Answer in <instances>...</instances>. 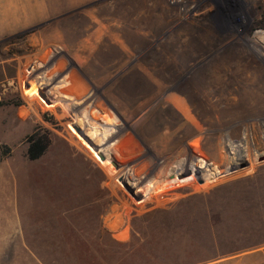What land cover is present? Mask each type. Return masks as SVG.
Returning <instances> with one entry per match:
<instances>
[{"label":"rangeland","instance_id":"1","mask_svg":"<svg viewBox=\"0 0 264 264\" xmlns=\"http://www.w3.org/2000/svg\"><path fill=\"white\" fill-rule=\"evenodd\" d=\"M217 1L213 24L184 0L172 34L88 59L0 50V177L43 264H264V0ZM27 257L10 242L0 264Z\"/></svg>","mask_w":264,"mask_h":264},{"label":"crops","instance_id":"2","mask_svg":"<svg viewBox=\"0 0 264 264\" xmlns=\"http://www.w3.org/2000/svg\"><path fill=\"white\" fill-rule=\"evenodd\" d=\"M183 1L0 0V50L19 40L31 46L33 54L42 51L49 56L47 50H50L57 56L59 46L66 58L88 59L96 56L94 52L100 51L103 42H153L154 35L172 34L168 27L185 25L190 15ZM198 1L201 3L195 19L199 21L195 25L213 24L208 10L218 1ZM195 34L199 36L197 40H207L202 37L206 35L205 30H197ZM3 61L0 60V64ZM11 178L9 175L0 177V257L4 256V250H9L10 242H15L27 252V258L35 264H43L26 245L21 213L10 196ZM244 259L247 258H236L229 264H243ZM226 263L223 259L216 261V264Z\"/></svg>","mask_w":264,"mask_h":264},{"label":"trees","instance_id":"3","mask_svg":"<svg viewBox=\"0 0 264 264\" xmlns=\"http://www.w3.org/2000/svg\"><path fill=\"white\" fill-rule=\"evenodd\" d=\"M28 143L26 154L30 160H36L40 158L49 145V137L46 134L34 130L32 133L26 136ZM8 150L4 151L5 154Z\"/></svg>","mask_w":264,"mask_h":264},{"label":"water","instance_id":"4","mask_svg":"<svg viewBox=\"0 0 264 264\" xmlns=\"http://www.w3.org/2000/svg\"><path fill=\"white\" fill-rule=\"evenodd\" d=\"M257 160L259 162L264 161V153L258 155ZM248 164H249V162L247 161V159H245V160H238L236 164L230 165L229 168L224 173H222V174L230 173V172L236 171L237 169L244 168Z\"/></svg>","mask_w":264,"mask_h":264},{"label":"bare ground","instance_id":"5","mask_svg":"<svg viewBox=\"0 0 264 264\" xmlns=\"http://www.w3.org/2000/svg\"><path fill=\"white\" fill-rule=\"evenodd\" d=\"M261 37L264 39V35H262ZM236 56H237V58L239 57L238 54H237ZM231 57H232V56H231ZM231 57H230V58H231ZM228 59H229V58H228ZM229 60H230V59H229ZM229 60H227V61H229ZM231 60H232V58H231ZM231 67H232V66H231ZM233 67H234V65H233ZM230 154H231V153H230ZM244 160H245V159H244ZM234 164H236V163H234ZM234 164H230V165H234ZM230 165H229V166H230ZM228 168H229V167H227V168L225 169V171H226ZM216 173H217V172L213 171V174H214V175H216Z\"/></svg>","mask_w":264,"mask_h":264}]
</instances>
